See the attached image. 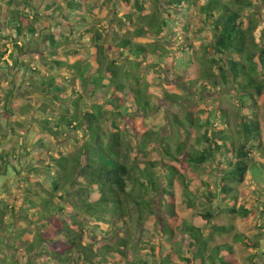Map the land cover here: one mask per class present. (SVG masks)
Wrapping results in <instances>:
<instances>
[{"label":"trees","instance_id":"obj_1","mask_svg":"<svg viewBox=\"0 0 264 264\" xmlns=\"http://www.w3.org/2000/svg\"><path fill=\"white\" fill-rule=\"evenodd\" d=\"M47 1H51L52 7L46 9L42 18L41 0L38 5H29L30 2L23 0L19 12L6 8L4 0H0L3 10L0 66L7 64L3 57L8 54L12 60L10 68L25 67L26 71L29 68L32 76H26L27 83H37L36 91L40 90L52 102L53 105L39 97L34 99V108L29 114L33 123L53 137L71 130L80 132L81 136L75 154L58 157L46 154L37 158L46 165L38 169L47 170L50 187L39 178L30 180V172L37 169L34 165L28 166V172L21 177L26 183L22 196L10 187L3 197L0 193V239L8 248L6 251L0 246V264H108L105 262L108 254H118L125 259V264H135L133 258L129 260L137 249L133 229L145 221L159 226L170 247L148 246L154 264H237L232 245L224 244L223 249L209 247L213 234L230 232L231 225L213 224V231L206 234L188 221L173 224L177 218L173 188L175 182L181 184L185 209H195L205 200L209 207L200 216L209 224L218 213L212 207L215 200L219 213L248 215V210L238 204L236 185L244 182L254 167L262 168V162L252 160V153L257 150L264 156L258 103L264 97V23L257 37V24L241 13L243 6L251 5L250 0H206L200 6L202 16L195 29L200 35L206 29L208 40L193 57L189 52L192 44L182 49L184 58L198 65V77L191 82L196 85V95L202 98L211 88L223 86L228 88L240 111L233 128L227 110L218 106L203 110L196 102H187L183 118L172 115L170 122L184 130L195 128L198 135L190 150H185L186 142L179 140L174 149L167 140L154 148L160 135L151 130L136 132V144H133L119 128L114 126L107 132L104 124L121 118L133 123L136 114H148L153 109L155 92L148 83L154 79L140 81V60L150 54L159 59L151 67L158 69L163 61L167 69L171 68L173 62L169 60L168 48L169 44L173 45L174 38L171 39L178 26L175 22L180 19L177 9L194 5L196 0H120L124 8L115 13L118 18L115 20L109 14L104 18L112 25L114 34L123 31L118 37L111 36L112 43L104 42L105 21L103 24L99 19L102 0ZM114 5L110 3V7ZM165 5L167 8H163ZM128 7L133 10H125ZM5 9L11 13L12 23L8 25L16 29L17 37L23 36L36 49L39 42L44 44L42 51L47 54L39 58L43 62L39 67H28L18 57V51L27 46L25 41L20 44L16 39L11 40L12 34L8 31L3 33L1 28L10 21ZM54 10L55 29L38 36V27L42 30L50 27L49 19L53 17L50 12ZM74 10H83L87 18L81 22L77 16L81 25L74 24L66 35L59 33L57 30L66 26L59 18L67 16L69 20ZM48 15L51 17L47 18ZM74 31H84L89 43L84 40V44L76 47L72 42ZM141 39H147L146 43L139 42ZM48 45L54 49H48ZM112 48L127 50L128 60L120 62L110 57ZM35 55L38 57L41 53ZM51 70L57 72L50 73ZM159 92L156 94L159 99L170 103L181 100L176 93ZM12 94L8 90L9 96L4 97L9 100ZM28 109L22 107L19 113L24 114ZM5 111L13 114L11 107ZM17 121L14 123L20 125ZM6 129L15 131L14 124ZM19 138L21 144L25 137ZM36 143L39 145L41 141ZM131 150L140 158L142 168L130 160ZM12 153L0 149V175H5L7 158L17 157ZM18 154V159L22 158V153ZM181 154L184 166L190 171L196 172L208 164L215 167L219 177L217 192L199 181L203 190L199 195H192L189 177L173 163ZM21 170H17L18 174ZM126 217L130 219V228L118 235L120 223ZM113 236L116 240L109 243L107 239ZM234 239L255 245L239 233L234 234Z\"/></svg>","mask_w":264,"mask_h":264},{"label":"rangeland","instance_id":"obj_2","mask_svg":"<svg viewBox=\"0 0 264 264\" xmlns=\"http://www.w3.org/2000/svg\"><path fill=\"white\" fill-rule=\"evenodd\" d=\"M60 1V0H58ZM100 1V0H91V2ZM206 0H196V3L191 6H184L177 9L180 14H176L180 17L179 21H176L175 24L176 31L172 39L174 38L173 45L169 44V55L170 61L173 62L170 69H167L164 66L163 61H161V65L157 67L158 69H154L151 67V64H155L159 62V59L156 60L153 57H150V54H145L142 62V68L138 71L140 75V81L147 80V78H153L154 81L148 83V87L152 90V103L153 109L148 112V114H136L134 122L127 118L117 119L115 121L108 120L104 124V128L107 132L110 129L113 130V127H117L121 130L124 137L133 144H136V132L140 134L146 130H151L159 133V142L154 145V148H159L160 144L163 140H167L170 144L171 148L174 149L176 142L185 141L186 146L185 150H190L194 144L196 136L198 135L195 128H188V130H184L181 127H176L170 122V117L172 115L178 114L180 118H183L184 107H186V103L190 102L191 104L197 103V107L203 110H212L215 107H220L229 113L231 117V123L234 128L235 120L240 114L238 109V105L229 92L228 88L223 86H219L216 89L211 88V91L205 92L202 95V98H199L200 95H196L194 89L196 85L191 83L195 78H197V70L198 65L195 62H190L184 58L185 53H183L182 49L186 44H192V48L189 52H192V57L199 54L201 52L200 46L208 40L209 33L203 31L200 34L196 32V26L200 21V17L202 16L200 6L205 3ZM27 2L33 5L43 4L41 7V13L44 17V12L46 9L52 7L50 4L51 1L41 0V3L38 0H27ZM115 4L113 7H110V3ZM111 2H103L101 5V15L99 19L101 21H105L102 33L105 34L104 42H111V36L118 37L120 34H123V31H118V35L112 32V25L108 23L104 18H107V14L111 17L115 16V20L118 16L115 14L117 11L123 10V6L119 3L120 0H111ZM251 5H245L242 7L241 13L244 17L250 18L253 22L257 24V28L255 33L257 37L259 36V32L264 23V4L261 0H250ZM101 3V2H100ZM3 5L6 8L15 10L17 12L22 11L23 0H4ZM234 7V6H233ZM163 8H167L165 5ZM132 9V7H128L125 10ZM175 11V9H171ZM2 8H0V14L2 12ZM6 11V12H5ZM5 15L9 18L10 21H7V26H3L2 31H8V33L12 34L10 36L11 40L16 39L21 44L25 41L26 38L23 36L17 37L16 29H12L8 24L12 23L10 18V11L5 9ZM40 13V14H41ZM49 13V11H48ZM72 15L70 19H66V17L59 18V22L65 24L66 26L61 27L57 31L66 35L69 32V28L71 30V26L74 24H78L76 17L81 18V22L83 19H86L87 16L83 10H74L71 11ZM31 14V13H30ZM34 15V13H32ZM50 14L53 15L52 18L49 19L50 27H47L45 30H42L38 27V36L42 34L41 32H49L54 30V21L56 18L55 10L51 11ZM31 16V15H30ZM28 17V21H31L32 18ZM33 17V16H32ZM51 17L48 15L47 18ZM2 15H0V27ZM70 26H69V25ZM75 36L72 39V42L75 46H80L84 44V40L86 43H89L88 36L84 35V31H74ZM32 36L30 35L29 38ZM38 39H42L39 38ZM147 39H141L139 42L146 43ZM26 42V41H25ZM23 47L22 51H18V57L20 60H24L28 67L40 66L41 63L39 58L46 56L47 52L42 51L44 48V44L39 42L38 48H34L31 44ZM37 44V43H36ZM10 45V44H9ZM48 49H54V47H50L48 45ZM84 49V48H82ZM41 50V52H40ZM188 51H186L187 53ZM41 53L38 57L35 54ZM54 56V55H53ZM52 56V57H53ZM130 54L127 50L122 51L119 48H112L110 57L117 58L120 62H126ZM4 60H7L6 63H2L0 66V149L5 152H13V155H16L17 159L14 156L7 158L6 163V172L5 175H0V193H3L7 190V188H12L17 195L22 196L24 192V188L26 187L25 180H22V176H24V172L27 173L30 167H34L36 165L34 172L31 173L30 180L32 178H39L44 182L47 187H50V182L48 180L47 170H42L38 168H45L46 165L43 161L37 159L43 155H51L53 157H58L64 155H73L77 152V148L79 146V138L81 136L80 132L75 131H67V133H62L58 137H53L47 131L42 130L38 124L33 123L29 114L32 112L35 101V98H40L44 100L48 104H52L47 98L42 96V92L40 90L36 91V86L27 83V75L32 76L30 69L26 71L25 67L22 69H14L10 68L12 60L6 54L3 57ZM46 59V58H45ZM196 60V59H195ZM47 72V71H46ZM57 71L51 70L50 73H55ZM48 73V72H47ZM8 90H12L13 94L7 100L5 95H8ZM169 92L176 93L181 96V100L178 102L170 103V101L159 99L157 97V92ZM159 92V93H160ZM10 95V94H9ZM8 95V96H9ZM191 100V101H190ZM264 97L261 96L259 98V106H260V121L262 127V135L264 141V106H263ZM11 107L13 110V114H8L5 111V108ZM28 107V112L24 114H20V108ZM15 116V117H14ZM19 120V121H17ZM18 122L20 125L15 124L14 122ZM14 124L15 131H10L6 129L10 125ZM134 125V127L132 126ZM25 137L20 143L19 137ZM40 140L41 144H37L36 142ZM22 153V158L18 159V153ZM153 152L157 153L154 149ZM152 153V152H150ZM178 160H173V163L177 165V167L183 171L187 177L190 179V188L193 191L192 195H199L203 190V186L199 183V181H204L207 183L209 189L214 192L218 191L219 188V177L218 173L213 167V165L208 164L203 169H200L196 172L190 171L186 169L184 166L183 155H177ZM251 158L254 162L260 161L262 162V168L260 166L254 167L253 170L248 172L246 180L241 184L236 185L237 196H238V204L243 205L248 210V215L246 217L241 216H230L225 215L224 213H219L217 206L218 201L215 200L212 204V207L215 208L217 216L211 221V223H207L202 219L200 213L203 212L204 208H208L209 204L204 200L203 202L197 204L195 209H185L183 207L185 203V197L183 195V188L179 182H175L174 185V193L176 198V213L177 218L173 224H181L183 221H188L194 224L197 227H201L203 232L208 234L211 231V226H232V230L227 233L216 232L213 234L212 239L209 242V247L212 248L214 246H222L221 249L225 248L223 245H232L234 250V258L237 264H264V227L262 223L264 221V156L262 154H258L257 150H255ZM130 160L134 161L135 164H138L141 168L143 164L141 163L140 158H137L136 152H130ZM30 164V165H29ZM24 168L21 170V168ZM31 169V168H30ZM17 170H21L20 174H18ZM51 171V170H49ZM1 172V171H0ZM137 173V172H136ZM20 177V178H19ZM52 179V178H51ZM17 181H19L17 183ZM121 231L118 232V235H122L124 230H128L130 228V219L128 217L125 218V221L120 223ZM136 233H134V242L136 243L137 249L130 255L131 258L129 260H133L136 262L135 264H154V258L152 257L151 249H149V245L158 246V244H162L165 248H170L169 245L166 244L167 236L161 234L160 228L157 224H152L150 221H145L139 228L133 229ZM239 233L242 234L247 240L251 242H255L254 246L247 245L240 240L234 239V234ZM110 236V235H109ZM116 240V236H113L110 239H107L109 243H113ZM0 246H6L4 240L0 239ZM8 251L7 247L3 248ZM164 254V253H163ZM105 262L108 264H125V259L118 254H108L106 255ZM250 257H253L251 260ZM133 258V259H132Z\"/></svg>","mask_w":264,"mask_h":264},{"label":"crops","instance_id":"obj_3","mask_svg":"<svg viewBox=\"0 0 264 264\" xmlns=\"http://www.w3.org/2000/svg\"><path fill=\"white\" fill-rule=\"evenodd\" d=\"M28 45H30V42L28 41Z\"/></svg>","mask_w":264,"mask_h":264}]
</instances>
